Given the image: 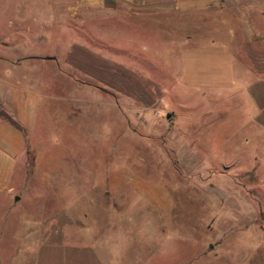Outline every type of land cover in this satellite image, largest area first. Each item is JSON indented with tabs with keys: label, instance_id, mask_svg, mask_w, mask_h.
<instances>
[{
	"label": "rangeland",
	"instance_id": "374dc122",
	"mask_svg": "<svg viewBox=\"0 0 264 264\" xmlns=\"http://www.w3.org/2000/svg\"><path fill=\"white\" fill-rule=\"evenodd\" d=\"M262 64L264 0H0V177L17 201L0 198V264L68 208L131 263L256 245L264 138L246 85Z\"/></svg>",
	"mask_w": 264,
	"mask_h": 264
},
{
	"label": "crops",
	"instance_id": "0c3cea01",
	"mask_svg": "<svg viewBox=\"0 0 264 264\" xmlns=\"http://www.w3.org/2000/svg\"><path fill=\"white\" fill-rule=\"evenodd\" d=\"M153 4L156 9L158 6H166V4L156 2ZM134 5L136 6L134 9L141 10L140 3ZM248 75L251 76V81L246 85V94L251 103V118L264 138V64L256 72L250 70ZM22 185L25 188L28 187L27 191H30L31 182L29 179L23 177ZM10 188V179L0 177V198L6 199L9 205L17 202L14 201L15 194L9 192ZM23 199L22 196L19 201ZM32 203H36L34 198H32ZM32 203L31 205H33ZM25 205L29 206L30 204L26 203ZM68 209L55 215L54 222L50 226L39 227L38 225V227L28 229L27 233L30 235L26 239L27 242L24 243L27 251L22 257L21 264H264V229L257 227H250L243 231L260 234V240L256 245L232 240L223 242L222 239H225L223 236L214 242L193 249L186 259L178 258L165 262L160 260L154 262L152 259L143 260V263H131L120 258H111V253L106 248V250L103 248L99 251V243L93 235H90V230L82 232L78 229L73 220L75 215L69 212L70 208ZM237 229V227L219 228L220 232L216 233L232 235L239 232ZM213 233L215 232L213 231ZM244 247L246 248L245 253H239L238 250L243 251ZM119 249L121 250V247Z\"/></svg>",
	"mask_w": 264,
	"mask_h": 264
},
{
	"label": "water",
	"instance_id": "95a60500",
	"mask_svg": "<svg viewBox=\"0 0 264 264\" xmlns=\"http://www.w3.org/2000/svg\"><path fill=\"white\" fill-rule=\"evenodd\" d=\"M17 200H19V198H17Z\"/></svg>",
	"mask_w": 264,
	"mask_h": 264
}]
</instances>
